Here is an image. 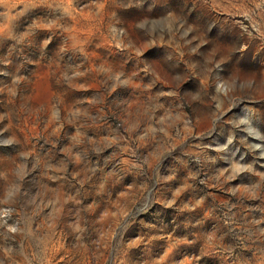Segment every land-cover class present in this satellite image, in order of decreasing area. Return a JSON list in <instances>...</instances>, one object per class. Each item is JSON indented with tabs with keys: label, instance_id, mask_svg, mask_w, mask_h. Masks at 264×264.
I'll return each instance as SVG.
<instances>
[{
	"label": "rangeland",
	"instance_id": "374dc122",
	"mask_svg": "<svg viewBox=\"0 0 264 264\" xmlns=\"http://www.w3.org/2000/svg\"><path fill=\"white\" fill-rule=\"evenodd\" d=\"M0 264H264V0H0Z\"/></svg>",
	"mask_w": 264,
	"mask_h": 264
}]
</instances>
